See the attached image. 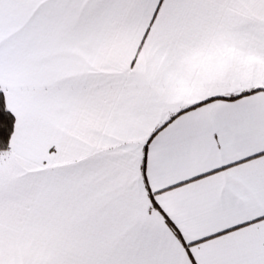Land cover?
Masks as SVG:
<instances>
[{"label": "snow or ice", "instance_id": "6c2138e0", "mask_svg": "<svg viewBox=\"0 0 264 264\" xmlns=\"http://www.w3.org/2000/svg\"><path fill=\"white\" fill-rule=\"evenodd\" d=\"M0 264H264V0H0Z\"/></svg>", "mask_w": 264, "mask_h": 264}]
</instances>
